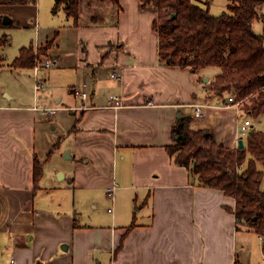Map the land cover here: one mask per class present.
Listing matches in <instances>:
<instances>
[{"label": "crops", "instance_id": "0c3cea01", "mask_svg": "<svg viewBox=\"0 0 264 264\" xmlns=\"http://www.w3.org/2000/svg\"><path fill=\"white\" fill-rule=\"evenodd\" d=\"M3 7L0 13L21 26ZM59 10L65 16L59 29L37 40L60 59L45 73L46 84L58 69L72 92L66 104L63 96L55 99L68 108V141L60 151L74 164L56 170L66 182L45 180L47 114L35 106H49L47 93L31 97L0 84V264H263L264 238L237 223L236 199L202 184L168 150L184 116L192 129L215 130L233 148L247 137L238 135V121L250 118L251 131L258 129L251 117L225 107L228 94L209 89L219 68L162 64L153 29L158 11L140 0H81L77 25ZM63 36L71 43L64 49ZM8 67L17 75L32 70ZM195 103L211 106L198 114ZM36 157L43 165L37 184ZM59 188L72 191L71 210L55 198ZM49 193L58 203H43ZM86 206H93L91 225L78 219Z\"/></svg>", "mask_w": 264, "mask_h": 264}, {"label": "trees", "instance_id": "16d2710c", "mask_svg": "<svg viewBox=\"0 0 264 264\" xmlns=\"http://www.w3.org/2000/svg\"><path fill=\"white\" fill-rule=\"evenodd\" d=\"M28 1L0 0V4ZM80 1L56 0L53 12L57 13L62 7L77 25ZM111 1L119 3V0ZM140 1L143 7L152 5L158 11L153 29L159 35L162 64L190 67L194 72L218 67L219 73L209 89L216 95H234L244 103L247 116L264 121V35L254 29L255 21L263 20L260 7L264 0H231L227 12L220 15L211 13L208 5H200V0ZM172 14L175 17L171 18ZM3 19L4 15L0 14V29L19 25ZM9 40L7 34L0 35V67L5 57L2 47ZM49 47L50 43L40 46L39 54L47 55ZM35 59V47L30 43L21 47L10 66L33 68ZM190 123L191 119L184 116L174 124L175 143L168 146L171 156L176 163L190 168L202 184L233 196L237 223L250 226L264 238V130L250 131L244 147L233 148L217 140L212 129L194 130ZM51 154L52 151L48 156ZM34 163L37 184L43 165L37 157Z\"/></svg>", "mask_w": 264, "mask_h": 264}, {"label": "rangeland", "instance_id": "374dc122", "mask_svg": "<svg viewBox=\"0 0 264 264\" xmlns=\"http://www.w3.org/2000/svg\"><path fill=\"white\" fill-rule=\"evenodd\" d=\"M231 0H200L199 4L205 7L208 5L210 8L211 13H224L227 12L228 3ZM208 2V3H207ZM4 6L3 9L9 14L11 17H15L21 21V26L16 27L14 26H7L0 30L1 34H7L8 38L10 39L3 47L2 53L5 56L3 65L5 66V70L0 75V84H4L8 86V90L11 92L19 91L23 95H30L31 97L35 96V84H36V77L34 74V69L25 70L20 75H17L16 72H12L8 66L14 61V59L20 54V49L23 45H29L30 43L34 44L36 48L39 46L40 48V40L44 38L47 34L50 33V29L55 27L58 28V25L64 22L65 16L59 10L57 13L53 12L54 7V0H29L25 4H7L3 3L0 4V7ZM260 13L263 15L264 19V3L260 7ZM1 14V13H0ZM2 15V14H1ZM14 19V18H13ZM56 23H58L56 25ZM12 25V24H11ZM38 25V29H37ZM254 28L257 32L264 35V23L261 19H257L254 23ZM59 29V28H58ZM53 32V31H52ZM59 38V37H58ZM60 47L64 49L65 46L71 45L68 38L65 36L59 38ZM53 56V55H49ZM211 70L217 69L216 67H210ZM48 71V70H47ZM47 71H43L40 76L44 77ZM64 72L61 70L56 69L53 71V75L50 77L49 82L46 84L44 83L41 92L47 93V104L49 106H45L47 108H53L54 111L50 115H44V149L47 151H52L50 156L47 155V160L45 162V180H48L50 177H57L59 183L66 182L67 179H64L63 176H60V172L56 173L58 168H66L70 164H74V161L66 160L64 158L68 157V152L65 151L64 154L61 153L64 150V147L67 144L68 139L65 138L64 131L67 130L69 127V114L68 108H66L65 104L68 103V99H72V92L67 85V78L63 74ZM57 76H56V75ZM63 96V101L65 104H59L56 102L55 96ZM243 102L236 107L241 117L247 116L244 108ZM253 119V118H252ZM260 119V120H259ZM257 123L258 129H264V121L262 122L261 118L253 119ZM67 132V131H66ZM213 132L216 135L217 140V133L215 130ZM64 136L63 138H60ZM61 140L59 150L55 147V144ZM63 140V141H62ZM221 141V140H219ZM223 142V141H222ZM61 147L63 148L61 151ZM50 149V150H49ZM57 149V150H56ZM48 152V153H49ZM177 154V153H175ZM63 173V172H62ZM61 190L60 193L54 194L55 198H62L63 199V206L71 210V204L73 201V194L72 191L67 190L66 188H59ZM53 194V193H52ZM54 195L51 196V193L45 195L43 199V203L46 205H52L58 203V200H53ZM89 208L93 210V206L91 207H84L85 211L81 216L78 217L80 224L89 223L91 225L92 222L90 217L92 216L93 211H88ZM67 209V210H68ZM91 212L90 215L87 214ZM245 226H248L244 224ZM250 227V226H249ZM257 239V237H255ZM256 246V242L254 243V249ZM264 261V259H263ZM264 264V262H263Z\"/></svg>", "mask_w": 264, "mask_h": 264}, {"label": "built area", "instance_id": "2783aa9c", "mask_svg": "<svg viewBox=\"0 0 264 264\" xmlns=\"http://www.w3.org/2000/svg\"><path fill=\"white\" fill-rule=\"evenodd\" d=\"M38 50H39V46L35 48L36 59H35V64L33 66L34 74L36 77L35 91L41 90L44 86V83H46L45 76L41 77L40 74H42L43 71H47L55 68L60 63L59 58L54 56H49L50 55L49 53L47 55L39 54ZM112 75L117 78L121 77L120 71L113 72ZM84 86L86 85L84 84ZM75 92L83 100L88 98L89 93L85 89L84 90L76 89ZM241 103L242 101H238L236 97L231 94L228 96L227 101L224 105L225 107H230V106L238 107V105H240ZM191 105H193L196 108V112L198 114H203L205 109L211 106L210 104H205V103H201V104L195 103ZM35 108L41 109L43 112H45L48 115L52 114L54 111L53 108H47V107L35 106ZM251 125H252V120L250 118H246V119H242L241 121H238L237 123L238 135L247 136L251 131ZM239 168H242V165ZM13 263H14V259H12V264Z\"/></svg>", "mask_w": 264, "mask_h": 264}, {"label": "water", "instance_id": "95a60500", "mask_svg": "<svg viewBox=\"0 0 264 264\" xmlns=\"http://www.w3.org/2000/svg\"><path fill=\"white\" fill-rule=\"evenodd\" d=\"M173 17H175V14H172V16H171V18H173ZM4 22H12L13 20L9 17V16H4ZM180 116H182V114H180ZM239 147H244V141H243V138H240L239 139ZM60 176H63V173L62 172H60ZM65 246H67V245H65Z\"/></svg>", "mask_w": 264, "mask_h": 264}]
</instances>
